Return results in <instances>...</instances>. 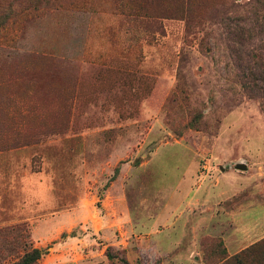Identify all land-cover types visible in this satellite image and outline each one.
I'll return each instance as SVG.
<instances>
[{"label":"rangeland","instance_id":"obj_1","mask_svg":"<svg viewBox=\"0 0 264 264\" xmlns=\"http://www.w3.org/2000/svg\"><path fill=\"white\" fill-rule=\"evenodd\" d=\"M35 249L264 264V0H0V264Z\"/></svg>","mask_w":264,"mask_h":264},{"label":"trees","instance_id":"obj_2","mask_svg":"<svg viewBox=\"0 0 264 264\" xmlns=\"http://www.w3.org/2000/svg\"><path fill=\"white\" fill-rule=\"evenodd\" d=\"M42 255L43 254L40 250L35 249L16 264H38V261L41 259Z\"/></svg>","mask_w":264,"mask_h":264},{"label":"water","instance_id":"obj_3","mask_svg":"<svg viewBox=\"0 0 264 264\" xmlns=\"http://www.w3.org/2000/svg\"><path fill=\"white\" fill-rule=\"evenodd\" d=\"M236 169L245 171L247 170V166L245 164H238Z\"/></svg>","mask_w":264,"mask_h":264}]
</instances>
